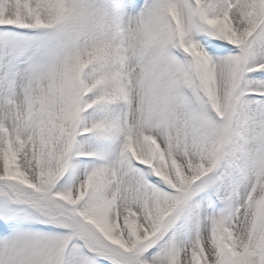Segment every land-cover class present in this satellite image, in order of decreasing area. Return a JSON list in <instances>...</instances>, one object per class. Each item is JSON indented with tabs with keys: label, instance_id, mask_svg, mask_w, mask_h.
<instances>
[{
	"label": "snow or ice",
	"instance_id": "6c2138e0",
	"mask_svg": "<svg viewBox=\"0 0 264 264\" xmlns=\"http://www.w3.org/2000/svg\"><path fill=\"white\" fill-rule=\"evenodd\" d=\"M0 264H264V0H0Z\"/></svg>",
	"mask_w": 264,
	"mask_h": 264
}]
</instances>
